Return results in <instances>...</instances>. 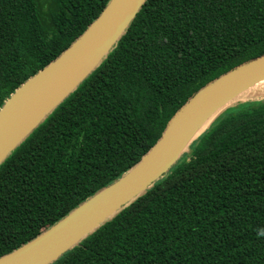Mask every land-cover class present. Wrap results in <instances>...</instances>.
<instances>
[{"label":"trees","instance_id":"obj_1","mask_svg":"<svg viewBox=\"0 0 264 264\" xmlns=\"http://www.w3.org/2000/svg\"><path fill=\"white\" fill-rule=\"evenodd\" d=\"M108 1L0 0V107ZM263 54L264 0H146L0 163V256L136 164L197 90ZM220 113L161 178L49 264H264V98Z\"/></svg>","mask_w":264,"mask_h":264},{"label":"water","instance_id":"obj_2","mask_svg":"<svg viewBox=\"0 0 264 264\" xmlns=\"http://www.w3.org/2000/svg\"><path fill=\"white\" fill-rule=\"evenodd\" d=\"M146 0H109L56 58L22 82L0 107V163L115 47ZM264 77V54L197 90L170 118L160 138L118 179L34 238L0 256V264H49L128 206L188 150L241 91ZM209 124L195 134L203 123Z\"/></svg>","mask_w":264,"mask_h":264},{"label":"bare ground","instance_id":"obj_3","mask_svg":"<svg viewBox=\"0 0 264 264\" xmlns=\"http://www.w3.org/2000/svg\"><path fill=\"white\" fill-rule=\"evenodd\" d=\"M237 96L238 97L241 96L242 98H245V99L252 98V97H259V98L260 97H264V77L261 78L260 80L256 81L252 85L248 86L246 89L241 91ZM212 118H213V116L209 117L203 123V125L197 130V132L195 134H197L198 132L202 131L209 124V122L212 120Z\"/></svg>","mask_w":264,"mask_h":264},{"label":"rangeland","instance_id":"obj_4","mask_svg":"<svg viewBox=\"0 0 264 264\" xmlns=\"http://www.w3.org/2000/svg\"><path fill=\"white\" fill-rule=\"evenodd\" d=\"M257 98H259V97H252V98H248V99H257ZM264 98V97H263ZM243 100H247V99H245V98H242L241 96L240 97H235L234 99H233V101H231L228 105H233L234 103H236L237 101H243Z\"/></svg>","mask_w":264,"mask_h":264}]
</instances>
